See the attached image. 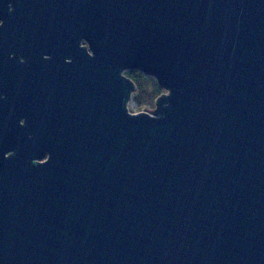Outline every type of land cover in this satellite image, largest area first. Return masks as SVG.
Listing matches in <instances>:
<instances>
[{"label": "water", "instance_id": "95a60500", "mask_svg": "<svg viewBox=\"0 0 264 264\" xmlns=\"http://www.w3.org/2000/svg\"><path fill=\"white\" fill-rule=\"evenodd\" d=\"M0 19V264H264V0ZM129 70L167 91L150 113Z\"/></svg>", "mask_w": 264, "mask_h": 264}, {"label": "rangeland", "instance_id": "374dc122", "mask_svg": "<svg viewBox=\"0 0 264 264\" xmlns=\"http://www.w3.org/2000/svg\"><path fill=\"white\" fill-rule=\"evenodd\" d=\"M129 71H134V74L138 78L137 89L131 98L129 109L132 113H150L155 110L158 97L167 91L158 85L155 78L137 70ZM129 71H126L127 75Z\"/></svg>", "mask_w": 264, "mask_h": 264}, {"label": "trees", "instance_id": "16d2710c", "mask_svg": "<svg viewBox=\"0 0 264 264\" xmlns=\"http://www.w3.org/2000/svg\"><path fill=\"white\" fill-rule=\"evenodd\" d=\"M128 76L137 84L138 82V78L137 76L134 74V71H129Z\"/></svg>", "mask_w": 264, "mask_h": 264}, {"label": "flooded vegetation", "instance_id": "af4514ba", "mask_svg": "<svg viewBox=\"0 0 264 264\" xmlns=\"http://www.w3.org/2000/svg\"><path fill=\"white\" fill-rule=\"evenodd\" d=\"M11 10H12V9H11ZM2 24H3V20L0 19V27H1Z\"/></svg>", "mask_w": 264, "mask_h": 264}]
</instances>
